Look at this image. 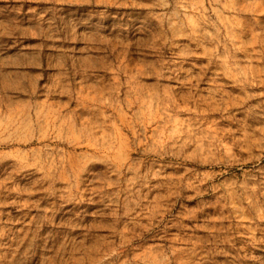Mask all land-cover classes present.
Segmentation results:
<instances>
[{"label":"rangeland","instance_id":"rangeland-1","mask_svg":"<svg viewBox=\"0 0 264 264\" xmlns=\"http://www.w3.org/2000/svg\"><path fill=\"white\" fill-rule=\"evenodd\" d=\"M0 264H264V0H0Z\"/></svg>","mask_w":264,"mask_h":264}]
</instances>
